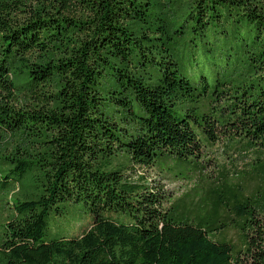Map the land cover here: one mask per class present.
<instances>
[{
	"label": "trees",
	"instance_id": "16d2710c",
	"mask_svg": "<svg viewBox=\"0 0 264 264\" xmlns=\"http://www.w3.org/2000/svg\"><path fill=\"white\" fill-rule=\"evenodd\" d=\"M184 57L219 68L195 76ZM217 124L264 170V0H0V189L41 177L13 206L0 264H264V189L234 201L235 247L209 236L224 222L178 219L117 162L195 158L198 129L215 142ZM64 201L91 226L44 242Z\"/></svg>",
	"mask_w": 264,
	"mask_h": 264
},
{
	"label": "rangeland",
	"instance_id": "374dc122",
	"mask_svg": "<svg viewBox=\"0 0 264 264\" xmlns=\"http://www.w3.org/2000/svg\"><path fill=\"white\" fill-rule=\"evenodd\" d=\"M187 60L184 57L185 68H194L195 76L207 68H213V72L219 68L204 57H198L194 66L188 64ZM221 76L222 72H218L216 77ZM212 106L218 109L222 105ZM114 109L115 106L110 104L106 110L111 117L119 119L120 114ZM215 112V115L220 113ZM221 113L224 116L227 110H221ZM226 126L216 125L215 142L209 141L198 129L199 151L195 158L179 160L171 155L159 156L149 167L133 165L121 158L117 162L122 164L126 180L134 183L141 181L148 188L166 196L162 210L172 207V214L178 219L185 217L195 225L210 223L218 218L216 225L224 222L226 226L210 233V238L241 247L245 236L234 225L238 218L231 208L235 200L242 201L264 189L263 155L245 139L234 136ZM15 179V175L11 174L10 180ZM3 180L0 179V183ZM40 182V171L33 168L17 183L11 182L3 191L0 189V238L6 222L13 215L16 201L37 197L41 191ZM91 223L92 218L83 202L64 201L58 210L49 212L43 241L79 237Z\"/></svg>",
	"mask_w": 264,
	"mask_h": 264
}]
</instances>
